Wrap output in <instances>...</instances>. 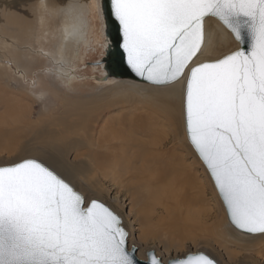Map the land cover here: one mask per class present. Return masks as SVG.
Instances as JSON below:
<instances>
[{"label":"snow or ice","instance_id":"6c2138e0","mask_svg":"<svg viewBox=\"0 0 264 264\" xmlns=\"http://www.w3.org/2000/svg\"><path fill=\"white\" fill-rule=\"evenodd\" d=\"M128 66L154 85L180 80L201 51L205 20L240 47L191 67L187 133L231 223L264 234V0H106ZM121 218L36 159L0 165V264H140ZM134 251V250H133ZM150 264H163L150 254ZM171 264H215L190 253Z\"/></svg>","mask_w":264,"mask_h":264},{"label":"rangeland","instance_id":"374dc122","mask_svg":"<svg viewBox=\"0 0 264 264\" xmlns=\"http://www.w3.org/2000/svg\"><path fill=\"white\" fill-rule=\"evenodd\" d=\"M47 1L56 3V0ZM35 2L36 0L8 2L0 0V130L7 133L0 141V165H10L24 159H36L50 168L40 158L42 155L60 161L67 171L72 173L71 178L56 173L85 198V206L90 201L96 200L109 207L121 218L122 226L128 233V248L134 247L137 250L136 256L140 260L145 261L146 253L153 251L156 258L163 264L172 259L183 258L190 253H205L216 264H264V234L243 235L230 226L221 200L188 141L187 147L189 151L191 149L189 160L193 158L198 163L195 166L203 180L202 187L207 194L210 208L217 210L225 223L223 226L231 233L227 239L231 242L233 241L231 237L235 236L256 239L255 242L237 240L231 244L229 242L225 244L220 241L225 246L219 247L215 244L213 236L205 237L199 233L191 219L189 221L186 219L185 214H182L181 218H175L177 213L175 211L177 206L180 209L183 197V188L179 184L170 193L169 204L173 213L170 212L172 217L169 219L166 218L162 207L163 203L168 201L167 197L161 195L160 206H158L160 199L153 198L157 201L153 204L137 185L138 180L133 179L132 174H148V179L156 167L154 165L149 170L136 173L134 170H129L127 164L132 153L130 138L137 136L135 125L146 124L147 118L153 116V108L147 102L145 104L143 100H152L149 97L150 90L167 89L170 86L156 87L126 80L106 82L90 80L91 76H100L99 69L86 65L95 62L101 54L99 45L102 28L95 0H88L90 10L93 6V11L90 16H87L90 24L87 45L80 49L78 58L71 62L73 66L70 67L75 80L69 85L63 84L54 75L55 67L42 55L34 52L25 54L22 51L21 53L25 55L21 56L20 51H13L12 46L4 41L6 38V41L14 42L17 38V35L13 37L12 33L16 18L23 20L25 16H28L30 20L33 18L37 20L34 12ZM26 7H29L33 17L29 16ZM45 16L47 26L44 37L46 40L40 41L39 45L31 40L29 42L30 47L36 52L45 51L51 54L61 29V18L59 15L51 16L47 13ZM204 29L205 35L208 36L207 46L201 55L200 53L197 55L200 57L197 63L218 60L238 48L231 35L215 19H206ZM32 33L34 36L37 33L36 22L33 23ZM181 90L180 84L179 91ZM138 96L139 102L136 99ZM177 100H173L172 105L178 111L180 106ZM72 110L79 115H87L84 121L85 126L83 124L81 126L78 115H69L68 111ZM181 110L183 111L182 104ZM58 113L63 117L66 115L65 117L72 120L76 127L68 131V134L71 133L69 143L61 145L58 141H54L52 147H46L43 145V142L48 141L46 132L53 134L65 131L63 126L52 124V121L59 116ZM54 114H57L56 117ZM129 118H134L131 122L133 127L123 125ZM117 120L120 122L119 125ZM118 126H121L118 137L122 140L126 138L128 141L125 142L126 144L114 146L115 141L111 138ZM183 127L184 114L181 119V128ZM160 187L163 191L169 190L166 182ZM223 247L233 252L235 257H229L222 249Z\"/></svg>","mask_w":264,"mask_h":264},{"label":"bare ground","instance_id":"6f19581e","mask_svg":"<svg viewBox=\"0 0 264 264\" xmlns=\"http://www.w3.org/2000/svg\"><path fill=\"white\" fill-rule=\"evenodd\" d=\"M1 1L8 2L12 0H1ZM88 4L90 5V3H88V0H56L55 4L47 0H36L34 6V12L37 16V20H35L34 18L30 20L28 16H25L23 20L20 18H16L13 22L14 29L12 30L13 31L12 33H13V37L17 35V38L15 39L14 42L6 41V38H4L5 39L4 41L9 43V46H12L13 51L15 52L20 51L21 56L25 54H31L32 52H34L35 54L42 55L55 67L56 71L54 75H56V77L63 84L69 85L75 80V76L72 73L73 72L72 67H70L73 66L71 62L73 63V61L78 58L80 49L87 45V34L90 25L87 16L88 15L90 16V14H92L93 11V6L91 7L90 10ZM26 8L29 16L33 17L32 14L30 13L29 7ZM45 13L51 16L59 15L61 18V29L58 32V39L56 40L54 50L52 51L51 54L45 51H44L45 53L36 52V50L30 47L31 44L29 42L31 40L32 42L37 43L39 45L40 41L43 42L46 40L44 37V32H45L44 30L47 26L46 24L47 19ZM35 22L37 27V33L34 36L32 33V28H33V23ZM101 33H102V29H101ZM207 39L208 36L205 35V40L203 47L200 51V55L206 49ZM22 51H24L25 54L21 53ZM199 58L200 57L197 56L190 64V66L186 69L184 76L174 84L173 83L171 85L169 84L170 87H168L167 89H157L153 87L154 89L150 90L149 91L150 93L148 92L150 95L149 97H151L152 100L144 99L143 101L145 102V104L147 103L150 104V106L153 108V109L151 108L153 116L147 118V123H146L147 125L146 124L135 125L136 128L135 127L134 128L137 132V136L130 138L131 139L130 141L132 143L130 149L132 153L130 155L131 157L127 161V164L129 166V170H134L136 173L149 170L151 169V167L156 165V167L153 169L148 179H147L148 174H132V177L133 179L138 180L137 185L140 186L142 192L146 193L147 195L146 198H148L151 202H153V204L157 203V201L153 200V198L160 199L159 200L160 204L158 203V206H160L162 199L161 195L163 197L164 196L167 197L168 201H166V203L165 204L163 203L162 205L163 209L165 210L164 212L166 218L170 219V217H172L170 212L173 213V211L171 210V206L169 204V200H171L170 193L171 191L173 192V188L179 184L183 188L182 189L183 197H182V205L180 206V209L177 206V210L175 211L177 212L175 213V218H181V215L185 214L186 219L188 221L189 219H191L190 221H192L193 225L196 227L199 233L203 234L205 237L213 236L215 244H218L219 247L225 246L226 242H229L231 244L233 243V241L235 242L237 240L255 242L254 240L256 239H243L235 236L231 237L233 238V241L231 242L229 239H227V237L231 236V233H229V231L225 229V226H223L225 225V223H223L222 217L220 216L219 213H217V210L210 208V205L207 201V194L202 187L203 180L201 179V176L197 172L198 168L195 166L198 163H196L197 161H195V159H193L192 157H191L192 159L189 160L190 159L189 153L191 149L189 151L187 147L188 140L186 137V132L183 133V129L185 130V125L183 129L181 128V119L183 114L182 113L183 111L181 110V104L183 106L184 89H185L187 74L192 66L199 64L197 63ZM180 84L182 86L181 91H179ZM149 97L146 96V98ZM136 99H138V102L140 101L139 96ZM117 100L119 99L117 98ZM173 100L178 101V104L180 106L178 111L175 110L174 106L172 105V103L174 102ZM107 104L108 103H106V106ZM72 111H68L69 115L70 116L78 115L80 117L81 126L82 124L83 126H85L84 121L87 118V115L84 114L79 115V113L75 112V110ZM54 115L56 117L57 114ZM60 115L57 117V119L55 120L52 119L53 120L52 124L57 126H63L65 131L55 132L53 134H48V132H46L47 133L46 139H48V141L43 142V145L46 147L48 146L52 147L54 141H58L61 145H66L70 141L69 139L71 133L68 134L69 133L68 131L71 130L72 128H75L76 125L72 120L67 119L65 117L66 115L64 117ZM132 119L134 118L131 119L129 118V120L123 125L127 127H129L130 125L131 127H133V125H131ZM117 121H118L117 124L119 125L120 122L119 120ZM164 125H166V127ZM120 127L118 126V128H115L114 130L115 133L112 135V138L110 137L112 141H115L114 146L116 145L120 146V144H126L127 143L126 141H128V139L126 138L122 140L121 137H118V135L120 134V132L118 131L121 130ZM6 134L7 133L0 130V141L2 140V138H4V136H6ZM98 144H100V141H98ZM195 155L198 158L196 153ZM40 158L44 161L45 164L49 165L50 168H52L55 172H58L64 177L71 178L70 174L72 173H69L60 161L51 158H46L43 155ZM200 164H202L201 161ZM158 170L159 173L157 174ZM165 182L169 186L168 191H163L161 189L162 187H160ZM220 241L224 242L225 244H221ZM222 249L226 252L227 255H229V257H235V254L229 251L226 247H223ZM260 252L261 250L259 251V253ZM249 257H253V256L249 255Z\"/></svg>","mask_w":264,"mask_h":264},{"label":"water","instance_id":"95a60500","mask_svg":"<svg viewBox=\"0 0 264 264\" xmlns=\"http://www.w3.org/2000/svg\"><path fill=\"white\" fill-rule=\"evenodd\" d=\"M95 2H96L95 4H96V8H97L98 18H99L101 28H102L101 43L99 45L101 47V54L95 62L87 63L86 65L93 66L94 68L99 69L100 76H97V75L91 76L90 80H95V81H99V82H106L108 80H126V81H131V82H134L137 84L150 85V86H156V87L167 86V85H154V84L150 83L149 81H147L145 78L138 76L135 72H133L131 70V68L127 64L126 55L124 54L123 49H122V34L120 32L118 21H116L114 16H112L110 14V11L106 7V0H95ZM209 18H213V17H209ZM213 19H215L231 35L232 39L236 42L232 33L218 19H216V18H213ZM239 47H240V45L238 44V48ZM229 54H227V55H229ZM196 57H194L193 60ZM206 62H213V61H206ZM201 63H204V62H201ZM190 64H189V66H190ZM196 65H194V66H196ZM194 66H192V67H194ZM190 69H189V71H190ZM188 74H189V72H188ZM188 74H187V77H188ZM186 82H187V78H186ZM185 86H186V84H185ZM183 114H184V125H185V132H186L187 140H188L189 144L191 145V147L193 148V150L195 151V153L197 154L200 161L202 162L204 168L206 169V171H207V173H208V175H209V177L213 183L215 190L217 191V194H218V196L221 200V203L224 207L227 221L235 230H237V232H239L243 235H249V236L259 235V234H251V233H247V232H244L242 230H239L231 223L230 216H229L228 211H227V207L223 201L222 196L219 193L218 188L216 187L215 181H214L210 171L208 170L206 164L200 158L199 154L197 153L194 146L192 145L191 140L189 139V136L187 133V125H186L185 89H184ZM127 247H128V245H127ZM129 251L134 255L136 260L140 262V264H150V254L155 255V253L153 251H148L146 253V260L143 261V260H140L137 258V256H136L137 250L134 247L130 248ZM173 260H175V259L169 260L166 264H171V262Z\"/></svg>","mask_w":264,"mask_h":264}]
</instances>
